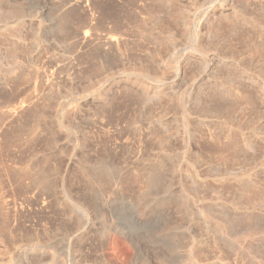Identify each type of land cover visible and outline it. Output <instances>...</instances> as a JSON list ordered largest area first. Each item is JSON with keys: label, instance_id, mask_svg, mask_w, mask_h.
<instances>
[{"label": "rangeland", "instance_id": "obj_1", "mask_svg": "<svg viewBox=\"0 0 264 264\" xmlns=\"http://www.w3.org/2000/svg\"><path fill=\"white\" fill-rule=\"evenodd\" d=\"M258 193L264 0H0V264H264Z\"/></svg>", "mask_w": 264, "mask_h": 264}, {"label": "bare ground", "instance_id": "obj_2", "mask_svg": "<svg viewBox=\"0 0 264 264\" xmlns=\"http://www.w3.org/2000/svg\"><path fill=\"white\" fill-rule=\"evenodd\" d=\"M234 105H235V104H234ZM232 106H233V105H232ZM261 189H262V188H261ZM249 197H250V196H249ZM249 197H248V198H249ZM253 197H254V196H253ZM253 197H252V198H253ZM259 197H260V201H261V203H263L264 200H263V198H261V194H260V193L257 194V197H256L254 200L257 199L256 202H258V201H259V200H258ZM262 197H263V196H262ZM254 200H253V201H254ZM259 203H260V202H259ZM263 204H264V203H263Z\"/></svg>", "mask_w": 264, "mask_h": 264}]
</instances>
